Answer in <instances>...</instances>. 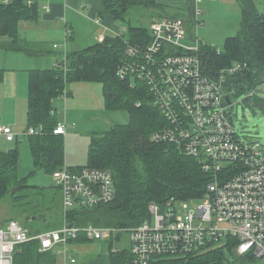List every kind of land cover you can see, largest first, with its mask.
I'll use <instances>...</instances> for the list:
<instances>
[{
  "label": "built area",
  "instance_id": "obj_1",
  "mask_svg": "<svg viewBox=\"0 0 264 264\" xmlns=\"http://www.w3.org/2000/svg\"><path fill=\"white\" fill-rule=\"evenodd\" d=\"M27 2L31 6L34 0ZM196 2L199 5L202 0ZM198 5L192 20L180 16L156 20L147 43H132L122 32L115 35L122 37L126 45L118 76L132 80V86L143 83L166 121L152 138L174 144L195 157L211 176L201 198L204 201L197 205L196 200L172 197L164 204L151 202L150 217L128 228L69 225L65 216L71 210L111 202L115 181L108 169L64 165L53 172L62 195V226L32 232L18 219L3 220L0 264H15L18 247L30 241H38L42 253L54 251L59 256L58 264H76L69 245L82 233L91 241L122 240L121 235L126 234L133 264H153L167 257L186 259L223 239H233L234 251L239 255L264 258V143L246 137L234 116L245 100L254 96V90L260 89H238V76L250 69L249 62L234 61L215 74L207 72L204 45L192 33L193 24H199ZM67 34L71 36L69 27ZM186 36L195 44H183ZM67 59L64 53L56 66L66 69ZM75 126L60 122L53 132L65 136ZM44 128L43 124L30 125L19 134L11 126L0 124V135L12 142L25 135L42 134ZM114 247L117 251L122 246Z\"/></svg>",
  "mask_w": 264,
  "mask_h": 264
},
{
  "label": "trees",
  "instance_id": "obj_2",
  "mask_svg": "<svg viewBox=\"0 0 264 264\" xmlns=\"http://www.w3.org/2000/svg\"><path fill=\"white\" fill-rule=\"evenodd\" d=\"M239 2L242 12L240 32L226 39L225 50L220 53L217 48L204 45L203 55L206 70L211 74L232 65L234 61L249 62L250 69L238 76L236 81L238 89L244 92L258 87L264 80V11L257 8L254 0ZM143 3L158 5L157 0H103L99 15H112L116 20H125L124 14L132 6ZM169 16L182 17L180 13ZM23 19H37V7L29 6L26 0L9 3L0 0V35L12 38V41L0 44V48L31 52L30 44L18 38L19 22ZM128 29V40L132 43H147L151 39L146 27L129 25ZM125 47L122 37L108 34L102 41L68 53L66 69L55 66L29 71L28 124L45 126L44 133L28 136L31 156L38 169L54 172L64 166V135L53 132L61 122L54 102L68 94L71 82L102 83L108 106L122 108L129 115L127 124L114 125L106 133L92 139L86 165L72 167L110 170L115 181V198L109 203L71 210L65 216L69 225L133 227L150 217L148 206L151 202L164 204L172 197L182 201L201 199L211 179L195 157L174 144L152 138L155 131L166 125V121L143 83L132 86V80L118 76ZM3 76L4 70L0 69V82ZM254 98L259 106L261 103L258 101L264 103V99ZM19 160V146L0 150V199L10 195L20 198L19 193L24 189L36 187L28 184L27 176H20ZM40 206V201L33 202V211L28 217L40 216L47 220L45 214L38 213ZM62 217L64 221L63 213ZM86 241L91 240L82 233L77 239H72L71 244ZM106 241H109L110 264H133L129 246L123 245L113 251L114 238ZM222 241L186 259L159 258L153 264H228L229 253L237 260L255 259L252 255L237 254L233 239L226 240L224 247L219 246ZM39 248L38 241L21 244L15 264H58Z\"/></svg>",
  "mask_w": 264,
  "mask_h": 264
},
{
  "label": "rangeland",
  "instance_id": "obj_3",
  "mask_svg": "<svg viewBox=\"0 0 264 264\" xmlns=\"http://www.w3.org/2000/svg\"><path fill=\"white\" fill-rule=\"evenodd\" d=\"M198 7L200 10L198 18L199 24L197 26L193 24L192 33L200 38L203 45L213 46L217 48V50L224 51L226 39L237 35L241 30V11L235 15L231 12L229 16L226 7H223V5H214L213 8H209L199 3ZM260 7V11L263 12L264 0H261L259 8ZM173 10H175L173 2L166 5L160 3H158V5L146 3L137 4L132 6L128 12L124 14L125 20L113 22L114 25L122 31L123 35L129 39V25L146 27L151 34L152 24L162 17L169 16L170 12H173ZM186 14L187 13L180 12L182 17H185ZM185 18L190 19L187 16ZM182 41L185 45L195 44L190 36H186ZM10 52L13 51L0 49V54L3 55H8ZM5 73L4 71L3 80L0 83L5 81ZM14 81L20 87L18 90L19 94L24 96L26 85L22 87L23 82H25L23 81V77L16 75ZM97 83L99 82H96L95 87H98V89L92 85H87L86 87L82 85L79 94L73 91L70 96L67 95L66 97L56 99L54 102L55 106H57V112L61 122L67 121L69 125H72L74 121L76 122L75 128L70 127L64 136V165L66 166L75 167L86 165L88 163V152L92 139L100 134L106 133L114 125L127 124L129 121V115L124 109L108 106L104 91L103 89H101V91L99 90V85ZM72 84L73 82L70 83V85ZM3 86L4 83L0 86L1 93L5 90ZM101 95L102 105L99 104ZM19 105H23V109H26L27 102L23 99L20 101ZM6 107L7 102L2 99L1 110L4 111L5 115L8 113L6 112ZM234 110L235 107L233 111ZM25 113L26 110L23 111V115H25ZM242 114V110L239 108V119H241ZM243 123H246L244 128L251 135H246V137L253 140L264 139V116L253 112L252 119H248L247 117L246 122L241 121L240 124L242 127L244 125ZM8 126H11V124H8ZM29 126L30 125H27V122L24 120L23 124H19V126L13 125L11 127L14 132L21 134L27 130ZM16 146H19L20 152V176H27L28 184L36 187L24 189V191L19 193L21 196L20 198H13V196L10 195L0 199V222L15 218L24 226H27L32 232L61 227L63 224L62 197L61 191L56 185L53 172H46L43 169L35 167L28 144V135L21 137L17 142H7L0 136V150H6L10 147L14 148ZM35 201L41 202V206L37 210L38 213L45 214L48 217L47 220L42 219L40 216L35 217L32 215V217H28V214L33 211L31 207ZM203 201L204 199H198L195 203L199 205ZM181 210L183 211L182 208ZM121 236H123L122 240L120 237L114 239L119 240L121 244L114 243V246L128 245L129 240L127 235L122 234ZM225 241L226 239H223L219 246L224 247ZM114 246L113 248H115ZM108 250L109 241H86L79 246V248L74 250L77 258L76 264H90L94 259L105 258L106 255H108ZM43 253L52 257L53 261H59V256L54 251ZM228 256V264H264V258L256 257L253 261H249L237 260L231 253H229Z\"/></svg>",
  "mask_w": 264,
  "mask_h": 264
},
{
  "label": "crops",
  "instance_id": "obj_4",
  "mask_svg": "<svg viewBox=\"0 0 264 264\" xmlns=\"http://www.w3.org/2000/svg\"><path fill=\"white\" fill-rule=\"evenodd\" d=\"M157 1L164 5L173 2L175 10L170 14L184 12L191 20L194 19L195 8L198 5L196 0ZM254 1L257 8L261 10V7L259 8L261 0ZM102 2L103 0H34L32 5L37 7V19L21 20L18 29V38L30 44L31 52L8 50L13 52L8 55L0 54V69L6 72L5 81L0 83V86L4 83L3 87L5 89L2 93L0 91V124L19 126L25 120L29 125L28 79L30 70L55 67L64 53L68 54L82 50L98 41H102L108 34L115 35L122 32L114 25L113 21H117L114 16L107 15L103 17L99 15ZM200 3L209 8H213L214 5H223V7H226L228 14L232 12L235 15L241 11L239 0H202ZM68 27L71 29V36L69 37L67 34ZM10 41H12L11 37L0 35V44ZM54 44H58L59 47L56 48ZM16 75L22 76L23 81H25L22 84V87L26 85L24 96L18 92L20 87L14 81ZM97 84L101 91L103 89L102 83ZM82 85L84 87L87 85L95 87L96 82L75 81L72 85H68L66 96H70L73 91L79 94ZM95 88L98 89V87ZM2 99L7 102L6 112L8 113L6 115L1 110ZM23 99L27 102L26 109H23V105H19ZM99 104L102 105V95ZM24 110H26L25 115H23ZM73 123L76 125L75 121ZM1 137L7 141L4 136ZM83 243L85 242L72 243L69 248L74 253V250ZM106 257L94 259L90 264H110L109 256L106 255Z\"/></svg>",
  "mask_w": 264,
  "mask_h": 264
},
{
  "label": "water",
  "instance_id": "obj_5",
  "mask_svg": "<svg viewBox=\"0 0 264 264\" xmlns=\"http://www.w3.org/2000/svg\"><path fill=\"white\" fill-rule=\"evenodd\" d=\"M262 84H264V80L262 81ZM254 88H256V86ZM254 96H258L261 99H264V92L260 91V90H254ZM227 100H228V98H227ZM247 101H248L249 106L251 107V108H248V110L246 112L249 117L252 116V110H254L258 115L264 116L262 109L259 107V105L256 102H254V100L251 97H249ZM234 116H235V122L237 124V127L240 130V119L238 118V115H236L235 113H234ZM263 138H264V136H263ZM259 141L264 143V139L259 140Z\"/></svg>",
  "mask_w": 264,
  "mask_h": 264
},
{
  "label": "flooded vegetation",
  "instance_id": "obj_6",
  "mask_svg": "<svg viewBox=\"0 0 264 264\" xmlns=\"http://www.w3.org/2000/svg\"><path fill=\"white\" fill-rule=\"evenodd\" d=\"M258 88H259L260 90H263L264 85H263V84H262V85H259ZM254 97H255V96H252L251 98L254 100V102H256V100H255ZM247 100H248V99H247ZM258 103H261L259 107L262 109V111H263V113H264V103H263L262 101H261V102L258 101ZM262 103H263V104H262ZM239 108H241L242 113H243V115L241 116V119H240V123H241V121H242V122H243V121L246 122V118H247V117H248V119H252V118H253V112H255L254 110L251 109V110H252V116H251L252 118L249 117L248 114L246 113L247 110H248V108H251L246 100H245L243 106H240ZM239 108L237 109V113H238ZM243 124H244L243 127H242L241 124H240V130H241L244 134H246L247 136H251L250 133H248V132L245 130V128H244V126L246 125V123H243ZM243 129H244V130H243Z\"/></svg>",
  "mask_w": 264,
  "mask_h": 264
}]
</instances>
